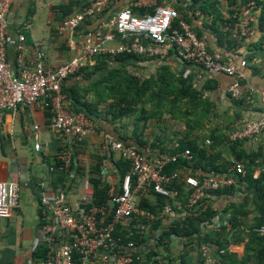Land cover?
<instances>
[{
  "label": "built area",
  "instance_id": "2783aa9c",
  "mask_svg": "<svg viewBox=\"0 0 264 264\" xmlns=\"http://www.w3.org/2000/svg\"><path fill=\"white\" fill-rule=\"evenodd\" d=\"M14 1L0 0V144L5 111L16 107H30L38 99L45 97V105L50 112L49 128L58 135L62 143L54 162H57L59 169L68 171L67 179L75 178L77 173L73 147L94 132V127L86 115L76 113L65 105L62 83L94 55L127 53L163 58L168 53V46H172L184 60L203 68L204 74L197 73V78H210L217 73L238 76L239 67L245 65V60L236 62L227 51L209 49L206 39L197 35L191 25L180 18L170 0H126L128 2L124 6L114 10L85 35L78 54L64 64L46 66L41 61L42 52L25 63L26 48L23 44H18L15 75L6 54V14ZM110 1L116 3L120 0H87L80 9L58 24L57 31H75L86 19L101 14ZM133 7L152 8V11L138 15L133 12ZM253 8L252 1L241 6L239 13L234 15L239 16L238 20L232 25L230 22L225 23L224 30L229 29L235 37L249 35L252 32ZM176 19L178 25L173 27ZM237 26H240V31ZM131 35L139 36L148 43L125 41ZM17 39L22 42L24 35L19 33ZM110 42L117 43L109 47L107 43ZM228 91L234 98L241 96L237 82H233ZM250 91L264 102V86L251 88ZM263 128L264 119L248 121L242 128L231 133V139L253 138ZM107 144L118 156L130 161L131 170L118 177L116 170L108 165V157L102 160L101 169L106 170L104 179L109 184L106 203L98 204L94 201L93 188L88 178L83 181L82 194L74 206L60 188L55 193H43L39 197L40 242L47 247L40 264H132L134 261L140 264L155 249L163 229L169 227L178 216H196L204 211L208 193L234 185L236 181L232 174H239L243 169L240 162H235L224 173H208L200 179L185 176L184 181L190 192L181 213L175 212L172 204L166 200L158 216H155L147 209L138 207L139 195L151 188L154 193L167 199L172 197L169 184L179 174L176 171L164 173V167L179 158L191 160L190 150L185 148L176 153L148 156L134 145L124 144L113 137L108 139ZM53 164L48 167L49 171L54 169ZM18 200V183L0 181V215L17 207ZM156 217L159 218L158 227L154 226ZM120 225L121 229H118ZM254 231L264 234V225L254 227ZM131 233H135L138 239L123 240V235L127 237ZM143 235L148 237L140 241ZM197 247L204 264H214L211 247L204 243ZM163 262L159 260V264ZM177 264H180L179 261Z\"/></svg>",
  "mask_w": 264,
  "mask_h": 264
},
{
  "label": "crops",
  "instance_id": "0c3cea01",
  "mask_svg": "<svg viewBox=\"0 0 264 264\" xmlns=\"http://www.w3.org/2000/svg\"><path fill=\"white\" fill-rule=\"evenodd\" d=\"M62 1L64 0H15L12 3L6 14L8 21L6 54L15 75L17 74L18 44L21 43L26 48L25 63L42 52V63L55 67L74 58L83 45L85 35L103 20V16L97 19L95 15L86 19L75 31L59 33L57 26L61 21L56 6ZM86 1L81 0L79 6L86 4ZM170 1L173 6L185 8L191 3V0ZM127 2L126 0L116 2V9ZM241 6L236 10L237 13ZM216 11L227 21L230 13L225 0H219ZM192 13L195 17L191 16L188 23L206 39L209 49L219 52L227 51L236 62L245 60V65L239 67L238 76L217 73L210 78L205 76L197 78V73L204 74L203 68L197 64L185 63L178 50L172 46H168V53L163 58L145 55L144 59L128 65L134 74L149 76L154 74L161 64L167 63L174 72L183 70L184 75L193 74V83L198 88L209 81L206 84L207 87L202 90L203 99L207 101L203 103L201 114H198L196 121L191 122L190 127L186 122L173 118L167 113L163 114L162 119L136 120L134 115L113 122L102 117L94 121L90 119L94 132L89 133L82 143L73 147L76 177L66 178V182L61 184H54L53 174H50L48 167L54 163L62 143L58 135L49 128L50 112L45 105L46 98L38 99L27 108L16 107L5 111L0 144V181L17 182L19 200L17 207L0 215V264H38L33 259V251L41 244L39 197L43 193H55L60 188L66 194L69 203L74 206L82 194L83 181L89 178L87 175L90 177L100 175L107 181L104 179L105 169L100 168V174L92 171L96 164V154L99 152L106 154L109 160L108 165L112 170L115 169L113 160L120 156L107 144L111 137L124 144L134 145L148 156L168 153L167 148L173 147L177 139L184 134H187V139L195 140L199 146L213 144L214 149L210 151L214 157L213 165L223 172L212 169L203 172L201 169L187 170L194 175L224 173L235 162L246 164L249 161L248 169L251 171L249 180L258 179L259 183L255 186L246 181L238 182V174L233 173L236 181L232 185L233 192L215 193L216 190L209 192L206 204L214 215L209 222H206V231L215 230L228 223L232 214L231 204L244 205L242 210L245 215L241 218L247 222L254 221L262 212L264 214V128L253 138L231 139V133L242 128L246 122L264 119V102L256 93L250 91L251 88L264 86V45H259L260 42H258L261 35L257 26L259 9L253 8L252 32L240 37L232 35L236 40L235 43H228V39L222 37L224 28L220 29L221 32L213 30L209 26L211 23L209 17L200 15L198 10ZM235 17L238 20L239 16ZM231 18L230 16L228 19ZM237 29L240 31V26H237ZM19 33L24 35L22 42H18ZM116 43L110 42L107 46L113 47ZM86 63L92 64L93 58ZM233 82L239 85L240 98H234L228 91V87ZM75 83L79 87L86 88V81L77 77L64 79L62 86ZM64 103L67 105L65 98ZM101 113L102 111L100 115ZM137 140L143 144H137ZM235 140H240L241 144L232 149L231 141ZM36 144L38 147H35ZM241 152L254 155L248 160L244 156L241 161L235 160V154ZM77 167L81 170L79 171ZM249 170L244 173L249 174L247 173ZM81 171L85 172V175L80 174ZM178 248L179 243L175 241L173 249L177 251ZM230 249L241 254L243 244L230 245ZM189 252L186 258L187 263L199 264L198 247L191 246Z\"/></svg>",
  "mask_w": 264,
  "mask_h": 264
},
{
  "label": "trees",
  "instance_id": "16d2710c",
  "mask_svg": "<svg viewBox=\"0 0 264 264\" xmlns=\"http://www.w3.org/2000/svg\"><path fill=\"white\" fill-rule=\"evenodd\" d=\"M81 0H64L56 7L59 11L57 14L62 21L67 16L73 14L79 6ZM229 7L231 19L224 20L222 15L216 11L219 0H191V3L186 8L183 6H174L181 19L190 23V17L194 16L192 11L198 10L200 15L209 17L210 27L216 32H221L225 23L230 22L232 25L236 21L234 16L239 6L254 2L255 9H259L257 15V26L260 32L258 40L259 45H264V0H225ZM118 9V7H117ZM133 12L138 15H143L151 12L152 8H137L133 7ZM116 10L115 2L110 1L104 8V11L97 15V19L103 16V20ZM191 12V13H189ZM195 17V16H194ZM218 24V25H217ZM220 24V27H219ZM178 25V19L173 21L172 26ZM192 27V26H191ZM197 35L200 33L192 28ZM222 37L228 39L229 42L235 43L231 31L229 29L221 33ZM125 41H142L148 43L136 35L129 36ZM145 58L142 54H127V53H101L93 56V63H86L78 71L68 76L67 78L77 77L86 81V88L79 87L77 83L70 86H62V92L65 94L67 107L76 113H83L89 119L94 121L96 118L102 117L109 121H120L131 115L136 117V120L162 119L163 114H170L171 117L186 122L191 125V122L196 121L203 109V103L207 100L203 99V89L206 88V81L201 87H196L193 83V74L184 75V71L174 72L167 63L161 64L154 74L149 76H138L128 68V65L135 64V61H140ZM185 63H192L184 60ZM100 111H102L100 115ZM199 114V115H198ZM50 117V115H49ZM194 118V119H192ZM199 120V119H198ZM137 144L142 145L143 142L137 140ZM240 140L231 141L230 147L234 149L240 146ZM188 148L191 152V160L179 158L175 162H169L164 167V173L178 172L179 176L170 184L173 195L170 198H165L153 192L150 188L147 192L139 195L138 207L147 209L148 211L158 216L161 206L166 202H170L175 212L181 213V209L186 203V199L190 192L184 177L193 175L197 178L203 176L202 173L194 175L192 172H187L188 169H201V171H220L217 166L213 165L214 157L210 151L214 149L213 144L199 146L195 140L187 139V134L177 139L173 147L167 148L168 153H176ZM105 151V149H103ZM161 152V151H160ZM254 154L251 153H236L235 160L241 161L243 156L248 160ZM107 157L105 153L96 154V164L92 172L100 174L102 160ZM55 161V160H54ZM115 170L118 177H122L126 172L131 170L130 161L124 157H119L113 160ZM250 162L242 164V172L238 174V182L246 181L256 186L259 183L258 179L251 178V171L248 169ZM54 169L50 174H53V183L66 182L68 171L58 168L57 162L53 164ZM245 167V168H244ZM79 168V167H77ZM81 170L80 168L78 169ZM246 170L247 173H244ZM183 172V173H182ZM186 173V174H185ZM80 174L85 175L81 171ZM88 180L93 188V199L96 203L102 204L107 202V190L109 184L103 180L100 175L90 177ZM233 186L219 188L215 193L233 192ZM242 206V207H241ZM235 206L231 204L232 214L227 224H224L217 229L205 230L206 222H209L214 215L210 207L200 212L198 215L178 216L173 220L172 224L161 231L158 239V244L155 249L149 254L145 261L140 264H159V260H163L160 264H188L186 258L190 254L191 246H197L202 243L208 244L212 249L214 264H264V234H258L254 231V227L264 224V214L260 213L259 217L254 221L247 222L241 216L245 215L242 208L244 205ZM241 207V208H240ZM159 218L156 217L154 226L158 227ZM121 229V225L118 227ZM117 233L119 234V230ZM123 240L138 239L135 233L122 236ZM148 236L143 235L140 241H144ZM179 243L177 251L173 249L174 242ZM243 244V252L239 254L236 250H231L230 245ZM162 251L159 253V251ZM47 247L40 244L33 251V259L36 263L45 257ZM199 264H204L203 258L199 254ZM132 264H139L134 261Z\"/></svg>",
  "mask_w": 264,
  "mask_h": 264
},
{
  "label": "rangeland",
  "instance_id": "374dc122",
  "mask_svg": "<svg viewBox=\"0 0 264 264\" xmlns=\"http://www.w3.org/2000/svg\"><path fill=\"white\" fill-rule=\"evenodd\" d=\"M181 127H182V125H181ZM178 128H179V126H178Z\"/></svg>",
  "mask_w": 264,
  "mask_h": 264
}]
</instances>
